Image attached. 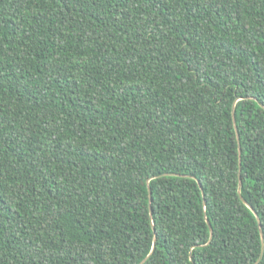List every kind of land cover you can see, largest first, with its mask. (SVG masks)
Instances as JSON below:
<instances>
[{
  "label": "trees",
  "instance_id": "1",
  "mask_svg": "<svg viewBox=\"0 0 264 264\" xmlns=\"http://www.w3.org/2000/svg\"><path fill=\"white\" fill-rule=\"evenodd\" d=\"M261 231L264 0H0V264H256Z\"/></svg>",
  "mask_w": 264,
  "mask_h": 264
},
{
  "label": "water",
  "instance_id": "2",
  "mask_svg": "<svg viewBox=\"0 0 264 264\" xmlns=\"http://www.w3.org/2000/svg\"><path fill=\"white\" fill-rule=\"evenodd\" d=\"M263 107V106H262ZM233 116L235 117V115H234V113H233ZM234 123H235V118H234ZM236 130H237V128H236ZM238 142H240V139H239V137H238ZM239 153H240V155H241V150L239 149ZM240 166H241V161H240ZM241 185H242V183L240 182V185H239V193L241 194ZM200 187H201V185H200ZM242 198V197H241ZM245 202V204L253 211V213L256 215V217H257V220H258V223H259V227L261 228V221H260V219H259V216H258V214L256 213V211L254 210V208L251 206V205H249L246 201H244ZM205 203V202H204ZM151 204H152V198H151V193H150V211H151V213H152V207H151ZM210 228H211V226H210ZM261 236H262V255H263V252H264V235H263V232L261 231ZM155 243H156V237H155V239H154V246H153V250L155 249ZM262 255H261V257L259 258V260H258V262L256 263V264H259V262L261 261V259H262ZM148 259V258H147ZM146 260H144L142 263H144Z\"/></svg>",
  "mask_w": 264,
  "mask_h": 264
}]
</instances>
